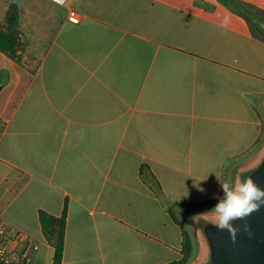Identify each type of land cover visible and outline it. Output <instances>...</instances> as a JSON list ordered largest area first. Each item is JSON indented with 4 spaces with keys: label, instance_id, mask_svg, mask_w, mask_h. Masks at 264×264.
<instances>
[{
    "label": "crops",
    "instance_id": "crops-1",
    "mask_svg": "<svg viewBox=\"0 0 264 264\" xmlns=\"http://www.w3.org/2000/svg\"><path fill=\"white\" fill-rule=\"evenodd\" d=\"M13 4L20 61L0 51L10 260L54 264L40 212L67 211L63 264L180 261L191 232L175 211L214 212L234 164L264 145V40L217 0H0L5 29Z\"/></svg>",
    "mask_w": 264,
    "mask_h": 264
},
{
    "label": "water",
    "instance_id": "water-1",
    "mask_svg": "<svg viewBox=\"0 0 264 264\" xmlns=\"http://www.w3.org/2000/svg\"><path fill=\"white\" fill-rule=\"evenodd\" d=\"M249 177L264 189V146L239 168L234 186ZM218 223L215 212L202 213L193 223L200 250L194 264H264V204L233 222L238 229L235 239L228 229L218 228Z\"/></svg>",
    "mask_w": 264,
    "mask_h": 264
},
{
    "label": "trees",
    "instance_id": "trees-1",
    "mask_svg": "<svg viewBox=\"0 0 264 264\" xmlns=\"http://www.w3.org/2000/svg\"><path fill=\"white\" fill-rule=\"evenodd\" d=\"M221 5L229 9L231 12L244 18L249 25H251L252 18H255L257 14L253 10L252 6L255 1L243 2L240 0H217ZM18 26V7L16 4L11 6L8 15V27L7 29L0 26V51L8 55L15 61H20L19 53L21 50V44L19 42V33L17 31ZM253 29V27H252ZM253 32L255 33L254 29ZM256 34V33H255ZM264 40V37L261 36ZM144 175V169L142 170ZM160 196V192L158 194ZM40 221L45 234L46 239L55 248L54 264H63V257L65 251V239L67 229V211L64 212L62 217L57 218L50 216L47 213L40 212ZM197 245L194 237L190 234H185V240L183 243V258L171 264H191L197 251ZM0 264H6L0 262ZM16 264V263H10ZM26 264V263H19Z\"/></svg>",
    "mask_w": 264,
    "mask_h": 264
},
{
    "label": "clouds",
    "instance_id": "clouds-1",
    "mask_svg": "<svg viewBox=\"0 0 264 264\" xmlns=\"http://www.w3.org/2000/svg\"><path fill=\"white\" fill-rule=\"evenodd\" d=\"M222 188L225 193L224 198L220 199L211 211L218 215L217 227L228 229L235 239L238 229L233 226V222L248 216L264 204V189L250 177L235 186L225 182Z\"/></svg>",
    "mask_w": 264,
    "mask_h": 264
},
{
    "label": "rangeland",
    "instance_id": "rangeland-1",
    "mask_svg": "<svg viewBox=\"0 0 264 264\" xmlns=\"http://www.w3.org/2000/svg\"><path fill=\"white\" fill-rule=\"evenodd\" d=\"M254 6H252L253 10L255 11V13L257 14V16H255V18H252L251 21V25L255 31V33L257 35H259L260 37H264V4L261 2H256L253 4ZM263 142L261 144H259L257 146V148L244 160V161H239L236 162V164H234V170L235 174H238L239 168L244 165L245 163L249 162L250 160H252L258 153L259 151L263 148ZM194 207V206H193ZM210 207L208 209V207H197V208H190L188 210H184L185 212H178L175 211V214L177 215V217L186 225L187 229L190 230L191 235L194 237V240L197 239V231L194 227V222L197 219V217L201 214L204 213V211L209 210L210 211ZM202 211V212H201ZM200 256V250L198 248V250L195 252V257L194 260L191 264H194L197 259Z\"/></svg>",
    "mask_w": 264,
    "mask_h": 264
},
{
    "label": "built area",
    "instance_id": "built-area-1",
    "mask_svg": "<svg viewBox=\"0 0 264 264\" xmlns=\"http://www.w3.org/2000/svg\"><path fill=\"white\" fill-rule=\"evenodd\" d=\"M68 21L72 24H79L80 23V17L76 12L72 11L69 14ZM7 236H8V234L5 230V225L2 221H0V262L10 264L13 262L10 260V257H9V249H8L9 239ZM19 237H20V235H18L17 239ZM23 255L25 257H27V252H25Z\"/></svg>",
    "mask_w": 264,
    "mask_h": 264
}]
</instances>
